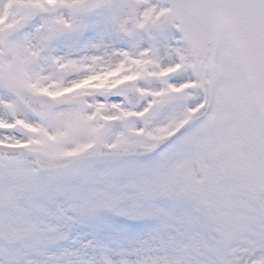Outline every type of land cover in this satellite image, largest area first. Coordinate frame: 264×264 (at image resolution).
Instances as JSON below:
<instances>
[{
  "label": "snow or ice",
  "instance_id": "1",
  "mask_svg": "<svg viewBox=\"0 0 264 264\" xmlns=\"http://www.w3.org/2000/svg\"><path fill=\"white\" fill-rule=\"evenodd\" d=\"M0 264H264V0H0Z\"/></svg>",
  "mask_w": 264,
  "mask_h": 264
}]
</instances>
